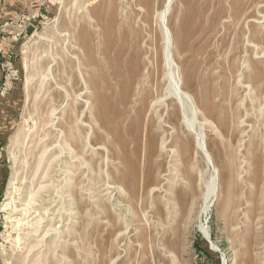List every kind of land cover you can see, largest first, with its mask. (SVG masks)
<instances>
[{
	"label": "rangeland",
	"instance_id": "rangeland-1",
	"mask_svg": "<svg viewBox=\"0 0 264 264\" xmlns=\"http://www.w3.org/2000/svg\"><path fill=\"white\" fill-rule=\"evenodd\" d=\"M14 1L0 0V264H264V0ZM257 61L261 91L242 77Z\"/></svg>",
	"mask_w": 264,
	"mask_h": 264
},
{
	"label": "bare ground",
	"instance_id": "bare-ground-1",
	"mask_svg": "<svg viewBox=\"0 0 264 264\" xmlns=\"http://www.w3.org/2000/svg\"><path fill=\"white\" fill-rule=\"evenodd\" d=\"M171 2V0H169V3ZM168 8H169V5L168 6H166V9L162 12V14H161V18L162 17H164L165 16V14H167V11H168ZM180 33H174V36H175V38H174V40L176 39V41H175V44H176V48H175V51L177 52V53H179L180 52V50L183 48V46H184V37H183V35H182V33L179 35ZM141 34L139 33V32H136V33H134V37H135V39H137L138 40V38H139V36H140ZM167 48H168V44H167ZM174 54V53H173ZM78 61V60H77ZM135 61V63H133V69H135V70H137V69H139V63H138V60H134ZM85 62V66L86 67H88L89 65L91 66V64H89L88 62H86V61H84ZM95 65V64H94ZM131 65H132V62H131ZM99 66H100V64H99ZM242 66H244L243 65V63H242V61L240 60L239 62H236L235 64L233 63L232 64V68H233V70L234 71H240L241 70V68H242ZM262 67H261V65H260V61H257L254 65H253V69H252V73H250L249 74V72H246V71H242V72H244L243 74H242V77L248 82V81H250V82H253V83H256L258 86H257V88H259V91H261V89H262V72H261V69ZM82 75V74H81ZM81 79L82 80H84V78H83V76H81ZM85 81V80H84ZM83 81V83L86 85V83H87V81H85L84 82ZM57 89V88H56ZM94 91H93V97H94V99H95V103H96V105H97V107H98V110H99V114L100 115H102L103 117L106 115V111H105V105L103 104V99H102V95H101V92L99 91V89H98V86H94V89H93ZM66 92V91H65ZM79 95V94H78ZM83 94L81 93V96H82ZM79 97V96H78ZM78 99V98H77ZM82 100V99H81ZM157 101V100H156ZM85 102H87V101H85ZM159 103L161 102V103H163L162 102V100H160V101H158ZM164 104V103H163ZM159 105H161V104H159ZM81 114H79V107H77V108H71V109H68L67 110V112H65L63 115H62V117L64 118V120H65V122H66V128L71 132V133H73L74 131H73V129H72V126L73 125H77L78 124V122H79V119H80V116ZM218 124H219V127H221L222 129H224L225 130V128H226V121H225V119L223 118V117H221V118H219L218 119ZM80 123V122H79ZM85 124H83V126H84ZM79 134L82 136L83 134H82V131H83V128H82V125H81V123H80V125H79ZM108 145V147H109V149H113V146H112V144L111 143H108L107 144ZM182 149L184 150V151H188L189 149H190V145H189V143H184L183 145H182ZM44 152L45 153H47V149H46V147H44ZM114 150V149H113ZM54 155H55V153H54ZM72 158H77V156L75 155V156H73ZM85 163V160H83V158H81V157H79L77 160H76V162H74V161H69L68 162V166H67V169L68 170H70V167L71 166H78L77 168H81V166L83 165ZM84 168V167H83ZM82 168V169H83ZM68 173H70L69 171H65V174H68ZM208 206L209 205H207L206 206V208H208ZM202 229V228H201ZM204 232H205V235L207 236V237H209V233L207 232V230L205 231L204 230ZM172 261V260H171Z\"/></svg>",
	"mask_w": 264,
	"mask_h": 264
},
{
	"label": "crops",
	"instance_id": "crops-1",
	"mask_svg": "<svg viewBox=\"0 0 264 264\" xmlns=\"http://www.w3.org/2000/svg\"><path fill=\"white\" fill-rule=\"evenodd\" d=\"M13 3H17L18 4V8H20V7L22 8L23 6H25L26 1L25 0H15Z\"/></svg>",
	"mask_w": 264,
	"mask_h": 264
},
{
	"label": "water",
	"instance_id": "water-1",
	"mask_svg": "<svg viewBox=\"0 0 264 264\" xmlns=\"http://www.w3.org/2000/svg\"><path fill=\"white\" fill-rule=\"evenodd\" d=\"M208 240V239H207ZM208 242H210L209 240H208Z\"/></svg>",
	"mask_w": 264,
	"mask_h": 264
}]
</instances>
